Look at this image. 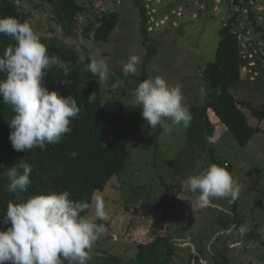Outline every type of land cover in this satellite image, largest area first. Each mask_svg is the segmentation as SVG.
<instances>
[{
	"label": "rangeland",
	"instance_id": "374dc122",
	"mask_svg": "<svg viewBox=\"0 0 264 264\" xmlns=\"http://www.w3.org/2000/svg\"><path fill=\"white\" fill-rule=\"evenodd\" d=\"M12 1L27 13L41 37L75 49L80 58H103L108 63L109 78L102 83L105 108L136 105L135 90L143 81V70L146 78L161 75L179 85L184 103L191 106L189 126L173 125L167 135L162 129L158 132L159 126L144 125L117 134L101 123L104 143L125 142L126 162L121 174L94 196L93 205L97 197L105 202L109 219L102 222L105 232L90 250L88 264H99L110 255L119 257L120 264H137L138 239L164 232L177 248L171 264H264V117L259 121L240 106L249 125L258 127L240 145L212 111L205 118L199 113L207 100L200 92L203 76L215 87L220 69L230 84L237 81L230 91L238 100L264 112V74L260 71L264 67V0H244L243 8L241 3L242 24L225 36L221 67L210 64L216 57L223 19L232 11L230 0H138L146 9V28L157 48L146 65L148 42L143 43L134 0H78L85 11L77 17L71 35L61 26L56 0ZM249 10L254 21L248 18ZM109 11L119 12V24L108 43L98 42L87 28L95 23L96 15ZM131 54L140 55L142 62L135 74L125 76L122 67ZM208 121L214 128L210 142ZM15 159L22 164L19 155ZM211 164H230V173L241 186L237 211L259 239H237L229 198H213L200 208L195 206L198 193L184 190L183 182L189 176ZM0 230H6L5 226L0 225Z\"/></svg>",
	"mask_w": 264,
	"mask_h": 264
},
{
	"label": "clouds",
	"instance_id": "9594fccd",
	"mask_svg": "<svg viewBox=\"0 0 264 264\" xmlns=\"http://www.w3.org/2000/svg\"><path fill=\"white\" fill-rule=\"evenodd\" d=\"M0 34L16 41L0 56V97L11 106L9 139L15 151H28L56 144L71 131L70 121L80 113L77 100L49 91L43 83L47 69L56 66L68 75L70 65L57 55H49L40 34L27 21L14 16L0 17ZM141 56L131 54L123 65L125 76L135 74ZM99 81L109 78L110 69L103 58H93L85 66ZM202 95H207L203 88ZM94 93L89 100L94 99ZM179 85L170 84L161 75L149 76L138 84L135 101L142 108L141 115L150 128L159 126L165 135L172 126L188 127L191 106L184 103ZM170 121V123H169ZM32 168L23 165L8 171L7 190L19 202L9 203L3 221L10 222L0 230V264H88L89 253L105 232L103 221L109 219L105 202L97 197L94 205L74 200L71 193L51 191L23 197L31 184ZM183 188L198 193L196 207H205L213 198H229L234 202L241 191L240 184L224 166L211 164L205 171L189 176ZM91 208L90 214L87 212ZM123 220V215L120 216ZM251 230L247 223L238 229L243 237ZM264 235V234H262Z\"/></svg>",
	"mask_w": 264,
	"mask_h": 264
},
{
	"label": "trees",
	"instance_id": "16d2710c",
	"mask_svg": "<svg viewBox=\"0 0 264 264\" xmlns=\"http://www.w3.org/2000/svg\"><path fill=\"white\" fill-rule=\"evenodd\" d=\"M59 10V20L64 32L72 34V30L77 22V17L85 11V7L78 0H56ZM121 3V0H119ZM140 13L141 31L143 43L147 44V51L144 58L146 65L156 54L157 48L154 40L150 38L147 30L146 9L140 5L138 0H134ZM196 1V0H195ZM244 0H230L229 6L232 11L223 19V26L220 28L219 43L216 57L210 66L221 67L224 63L222 58V46L225 36L235 31L242 24L241 14ZM242 3V8H241ZM250 11V10H249ZM14 16L20 21L30 23L27 13L23 11L12 0H0V17ZM252 13L248 18L253 20ZM120 21L118 11H109L101 15H96L94 24L87 28V32H92V37L98 42L108 43L113 30ZM254 23V22H253ZM256 29V27H255ZM88 37V34H85ZM111 36V37H110ZM90 37V36H89ZM45 43L49 55H57L70 65L71 71L64 75L63 71L56 66L45 70L46 74L43 83L49 91H57L62 96L71 95L77 100L80 108L79 115L70 121L71 131L66 133L56 144L46 145L45 149L39 147L31 151H15L9 139L11 132L10 120L14 115L11 106L3 102L0 97V225L7 229L10 222L5 223V213L9 203L19 202L16 195L7 190L8 171L16 167L18 171H23V165L28 164L32 168L30 176L31 184L28 190L21 195L29 197L34 194L48 193L51 191H69L74 200H82L93 205V199L97 192L102 191L109 180L119 176L126 162L125 142L111 141L103 142L104 131L101 123L110 125L114 131H129L137 126H149L141 115L142 108L137 104L133 106H120L117 109H108L103 106L102 83L98 77L93 76L90 71L85 70V66L91 62V57L80 58V54L73 48L60 44L54 38L41 37ZM16 41L6 35L0 34V56L8 46H15ZM143 80L146 79L143 70ZM264 74V67L260 69ZM220 77L217 85L211 87V83L205 75L203 76L202 87L207 93V100L199 113L202 117H207L208 111H212L214 116L223 123L236 138L240 145H245L252 135L258 131V127H253L247 122L245 113L240 106H245L251 114L260 121L264 117V112L252 106L249 102L238 100L230 91V87L236 85L227 81V73L220 69ZM6 78L5 73H0V80ZM94 93V99L89 100V96ZM207 123V122H206ZM208 121V134L212 139L213 126ZM161 128H158V132ZM117 136V135H116ZM211 150V149H210ZM22 158L19 164L15 156ZM214 153L210 152L213 158ZM224 166V165H223ZM230 172V164L225 165ZM224 166V167H225ZM168 193L173 194L171 186H166ZM238 198L232 203V223L238 235V229L244 224V219L239 216ZM91 209V208H90ZM87 210V212L90 211ZM167 231V229H166ZM151 236V237H150ZM176 237V236H175ZM244 242V238H257L252 230L243 237L239 236ZM135 262L137 264H171L172 257L176 253V245L171 242L168 234L146 235L138 239L136 246ZM102 256H97L101 259ZM99 264H120L117 256H107Z\"/></svg>",
	"mask_w": 264,
	"mask_h": 264
}]
</instances>
